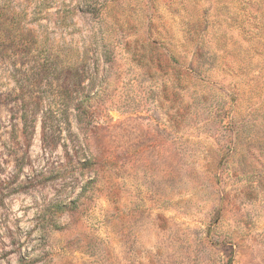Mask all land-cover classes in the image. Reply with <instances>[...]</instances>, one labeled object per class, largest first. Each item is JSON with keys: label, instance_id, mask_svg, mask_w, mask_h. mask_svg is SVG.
Wrapping results in <instances>:
<instances>
[{"label": "rangeland", "instance_id": "374dc122", "mask_svg": "<svg viewBox=\"0 0 264 264\" xmlns=\"http://www.w3.org/2000/svg\"><path fill=\"white\" fill-rule=\"evenodd\" d=\"M0 264H264V0H0Z\"/></svg>", "mask_w": 264, "mask_h": 264}]
</instances>
